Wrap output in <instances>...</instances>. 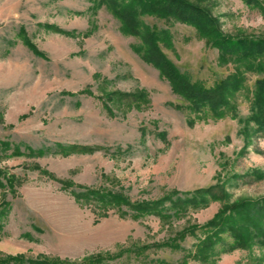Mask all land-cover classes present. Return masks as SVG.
<instances>
[{
  "label": "rangeland",
  "instance_id": "374dc122",
  "mask_svg": "<svg viewBox=\"0 0 264 264\" xmlns=\"http://www.w3.org/2000/svg\"><path fill=\"white\" fill-rule=\"evenodd\" d=\"M124 1L0 0V142L7 143H0V170L16 179L13 191L0 177V256L44 255L71 264L100 254L112 257L96 264H183L184 257L186 264H264V228L246 234L247 246L221 233L211 262L192 257L205 237L201 227L224 204L264 197V135L248 124L264 73L247 74L246 89L233 99L234 119H201L178 109L186 102L134 51L145 31L166 35L170 45L159 43L161 52L192 83L211 88L234 67L219 65L218 50L173 18L139 15L140 33H124L118 10L134 8ZM187 1L206 8L224 34L264 37V13L246 0ZM116 92L143 93L148 103L128 107ZM61 146L100 150L67 154ZM16 147L37 154L18 155ZM212 186L224 190L225 202L208 199L170 220L135 219L128 208L124 215L75 198L86 188H104L142 202ZM187 228L192 233L178 239ZM172 238L181 249L156 246ZM137 246H148L141 257L131 252Z\"/></svg>",
  "mask_w": 264,
  "mask_h": 264
},
{
  "label": "trees",
  "instance_id": "16d2710c",
  "mask_svg": "<svg viewBox=\"0 0 264 264\" xmlns=\"http://www.w3.org/2000/svg\"><path fill=\"white\" fill-rule=\"evenodd\" d=\"M134 5L132 10L120 11L119 18L123 20L122 30L129 35H136L140 32L139 15L148 14L160 18H173L181 23L193 26L200 38L206 40L211 46L215 47L218 52V63L221 66L228 64L233 65L234 72L228 75L219 83L211 88H206L203 84L192 83L190 79L182 74L177 67L168 60L161 52L159 43L169 46V39L166 35L151 30L145 31L142 35L143 45L134 48L142 59L158 69L161 77L168 81L173 93L181 97L185 102V106H179L178 109L184 107L196 118L211 117L215 120L226 117H237L236 106L233 99L246 89L245 80L248 73H264V37L241 36L233 37L224 34L219 28L217 21L209 11L201 5L191 3L187 0H126ZM124 1V2H126ZM253 7L260 8L264 13L263 2L259 0H246ZM118 95L117 102L128 107H137L141 109L142 104L148 103V99L143 93H128ZM112 98L113 95L111 96ZM115 97V98H116ZM107 111H111L106 104ZM251 113L248 117V124L253 123L254 132H260L264 135V79L256 81L255 90L253 92V100L251 105ZM247 124V125H248ZM245 128H248V126ZM7 145V143H2ZM7 147V146H6ZM58 148L59 145H56ZM62 153H89L100 150L99 147L88 148L86 146H61ZM26 152H19L16 147V154H37L33 150L27 149ZM59 151V150H58ZM67 153V154H68ZM0 177L5 179L7 186L14 191L16 183L15 176L0 170ZM53 177V176H52ZM55 179V178H54ZM175 192L173 195H177ZM187 195V194H186ZM187 197H164L159 200L134 202L122 193L114 192L104 188H86L84 191L76 193L75 198L78 201H94L101 207L106 209H115L122 214H126L123 208L132 211V217L138 219L145 215H155L161 219L170 220L173 217H180L185 214L189 206L198 208L214 199L225 202V192L221 188L212 186L208 189L197 190L189 194ZM207 200V201H206ZM168 201V202H166ZM165 203H169L167 206ZM2 206H0L1 214ZM245 217L249 225L244 221H240V217ZM251 226V227H250ZM250 227V228H249ZM205 237L197 248L192 257L200 262H211L210 256L214 252L216 242H221V233H230L234 241L239 246H247L249 243L246 234L249 236L251 232H257L255 228H264V197L258 199H241L234 203H226L215 214L204 227ZM250 230V231H249ZM193 228H187L177 237L184 239L187 234L192 233ZM177 238L157 244L158 248H170L172 250L181 249V245L177 243ZM148 246H137L131 250L136 257H141L143 251ZM144 249V250H143ZM192 255V254H190ZM111 255L100 254L94 257H87L80 264H96L105 259H111ZM184 257L183 264H186ZM0 264H71L63 260L49 258L44 255L29 258L24 255L16 256H0Z\"/></svg>",
  "mask_w": 264,
  "mask_h": 264
}]
</instances>
